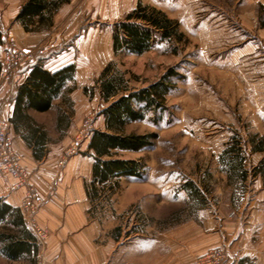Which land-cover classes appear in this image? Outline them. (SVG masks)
Here are the masks:
<instances>
[{
	"label": "rangeland",
	"instance_id": "374dc122",
	"mask_svg": "<svg viewBox=\"0 0 264 264\" xmlns=\"http://www.w3.org/2000/svg\"><path fill=\"white\" fill-rule=\"evenodd\" d=\"M158 2L161 0L152 6L164 12ZM241 2L203 0L195 3L194 11L183 12L181 19L164 12L180 23L182 38L163 41L156 33L151 51L141 55L112 52L113 25L118 19L101 18L95 10L72 9L75 22L71 24L72 18L67 17L32 49L35 63L55 61L58 54H63L60 63L74 60L78 75H82L76 88L80 90L65 95L67 101L57 99L50 111L35 116L47 133L49 147L60 153H64L86 120L93 129L98 125L102 105L97 80L108 64L112 65V73L123 74L135 91L164 77L170 84L165 101L126 129L140 135L157 134L152 146L141 152L116 154L117 158L138 161L140 174L120 177L114 190L105 186L99 200L91 204L90 215L100 225V245L106 246L110 239H115L117 248L134 245L137 254L140 238L173 236L191 222L201 224L215 218H240L242 226L250 217V208L242 206L260 194L258 177L264 182L260 174L254 176V169L264 156L256 164L252 159L256 152L251 148L252 138H264V49L250 55L239 53L243 42L258 35L256 30H244L249 20L243 18H247L249 8H242ZM255 10L252 26H264V8L259 6ZM4 11L0 9V26ZM7 24L10 26L11 21ZM213 25L223 26V31L211 32ZM89 26L95 29L93 38L97 40L93 47L97 55L92 61L85 60V46L79 51L76 44ZM5 35L7 40L8 33ZM6 40L0 50V62ZM43 46L49 48L45 54L40 53ZM57 61L50 67L57 65ZM78 83L86 85L87 91L82 92ZM61 114L64 120L60 121ZM230 148L243 157L246 180L231 176L227 163L222 161V157L227 159L223 155ZM187 182L198 186L202 199L191 197ZM220 227L225 228L223 222ZM118 262L121 264V260Z\"/></svg>",
	"mask_w": 264,
	"mask_h": 264
},
{
	"label": "crops",
	"instance_id": "0c3cea01",
	"mask_svg": "<svg viewBox=\"0 0 264 264\" xmlns=\"http://www.w3.org/2000/svg\"><path fill=\"white\" fill-rule=\"evenodd\" d=\"M27 1L0 0V9L5 10L1 16L0 32L3 43L6 40L5 33H8L7 40L14 38L17 46L28 50L36 47L45 35L65 21L67 17L72 18L70 22L73 24L75 14L71 15L72 9H88L90 12L95 10V13L99 14L101 18L109 19L111 17L119 21L136 9L139 1L142 2V0H71L69 3L63 4L56 12L50 30L26 32L16 17ZM201 1L203 0H161L158 3L163 7L165 13L176 19H181L184 17L183 12L194 11L197 8L195 3ZM142 3L152 6L157 3V0H145ZM240 5L244 9L249 8L245 16L248 19L243 18L249 20V23L244 26V30L246 32L256 30L258 33V35L255 34L254 40L250 37V40H246L242 46L240 45L239 53L250 55L262 47L264 49V26H258L257 23L252 26V16L256 13L255 9L259 6L264 8V0H242ZM9 21H11L10 26L7 24ZM222 27L213 25L211 32L217 31L216 29L222 32ZM94 36L95 29L89 26L86 33L80 35L76 40L79 51H83L82 47L85 46L83 53L86 57L82 55L85 60L92 61L97 55V50H93V47L97 46V40L93 38ZM111 39L112 52L114 53L113 33ZM7 40L4 49L8 44ZM57 41V46H59V40ZM3 45H0V50ZM87 47H91V50L87 51ZM56 52L59 53L60 51ZM62 58L63 54H58L55 61L47 59L38 63L50 72H55L71 64L75 65L76 68L74 60L67 61L65 59L60 63ZM56 61L60 64L50 67L52 62ZM34 64L36 63L23 65L13 78L5 83H0V119L9 121L14 149L21 156L22 163L30 171L32 183L43 199V205L35 215L34 221L39 227L47 229L48 237L43 243H40L28 226L19 208L24 189L15 188L16 181L13 177L0 178V199L12 209L20 211L25 236L21 235L22 232L12 223L10 217L5 222L0 223V233L5 232L2 230L3 227L8 228L9 230L5 233L16 235L15 239L19 238L25 241L29 248V250L13 257L14 253L6 248L10 244L9 239L0 238V264H119L118 261L120 260L121 264H192L196 259L219 246L228 249V260L225 264H264V197H259V195L264 194V182L261 177H258L260 182L257 183L260 186V194L242 206H248L251 210L250 217L242 226H240V218L230 220L207 219L201 224L191 222V225L182 227L183 229L180 228L173 236L163 234L158 238L144 237L138 239L137 254L134 252V245L117 248L115 239H110L106 246L100 245V225L98 220L90 215L92 203L87 191L88 185L93 181L95 163L93 152L89 150L88 143L84 145L81 152L70 157L64 167H60L59 160L63 152L60 153L54 147H49L50 141L48 140L46 156L42 160L36 159L32 148L15 131L11 123L18 88L26 81ZM79 76L82 75H78L76 70L74 82L68 85L69 87L74 86L69 95L80 90V88L76 89ZM79 85L82 92L87 87L78 83V87ZM99 96L102 105L101 111L106 105L100 93ZM99 112L98 125L94 129L104 131L105 118ZM29 113L40 125L35 116L44 113L32 110ZM72 143L73 141L66 148L70 147ZM263 156L264 152L257 151L252 155V159L257 164ZM220 222H223L225 228L220 227ZM255 227H257L256 230H253ZM223 230H225L224 234ZM11 244L14 245V243Z\"/></svg>",
	"mask_w": 264,
	"mask_h": 264
},
{
	"label": "trees",
	"instance_id": "16d2710c",
	"mask_svg": "<svg viewBox=\"0 0 264 264\" xmlns=\"http://www.w3.org/2000/svg\"><path fill=\"white\" fill-rule=\"evenodd\" d=\"M70 1L28 0L21 8L16 20L22 24L26 32L50 30L56 12L63 4ZM179 24L178 21L171 19L158 7L145 5L139 1L136 9L113 25L114 53L117 54L121 51V53L128 52L141 55L149 52L156 42V33H159L163 41L181 39ZM2 44L3 39L0 32V45ZM75 71L76 68L73 64L50 72L41 64L36 63L26 81L18 88L11 123L15 131L32 148L34 156L38 160H42L46 156L47 133L29 112L32 110L45 113L53 108L57 99L65 98L67 101L65 95L74 89V86L69 87L68 85L74 82ZM170 73L171 71L168 74ZM166 78L164 77L163 80L150 87L135 91L128 86L123 74L112 73L111 64H108L101 72L97 84L106 107L99 114L105 118V130L93 129L88 142V148L92 150L95 160L93 181L87 187L88 197L92 205L99 200L100 191L105 186L114 190L120 177H137L140 174L141 165L138 161L117 158L116 154L120 151L141 152L142 149L152 146L158 137L154 133L140 135L126 132V129L129 124L144 119L147 111L155 110L165 101L169 94L170 85ZM61 119L64 120L62 114L59 120L61 121ZM257 140V138L251 139L252 151L264 152V138ZM223 156L227 157L226 160L225 157H222V161L227 163L229 174L246 180L247 171L244 169L243 157H241L240 152L230 148ZM257 174H260L264 179V158L254 169V176ZM186 187L194 200L203 198L198 186L193 182H187ZM9 217L22 232L21 235H24L20 211L12 209L0 199V223L5 222ZM2 230L7 232L9 229L3 227ZM5 232L0 233V238L9 239L10 244L6 248L14 253V255L12 254L13 257L29 250L25 241L19 238L15 239L16 235Z\"/></svg>",
	"mask_w": 264,
	"mask_h": 264
},
{
	"label": "built area",
	"instance_id": "2783aa9c",
	"mask_svg": "<svg viewBox=\"0 0 264 264\" xmlns=\"http://www.w3.org/2000/svg\"><path fill=\"white\" fill-rule=\"evenodd\" d=\"M47 51L49 48L46 46L40 48L41 54H45ZM34 58L33 50L21 49L17 46L14 38H9L8 47L5 48L1 61L0 83H5L12 78L23 65L34 63ZM10 127L7 119H0V178L13 177L16 181L15 188L24 189L19 208L38 241L43 243L48 237V231L39 227L34 221L35 215L43 205V199L32 183L30 171L22 163L21 156L14 149ZM92 132L91 123L86 120L84 127L77 131L72 145L66 148L59 160L60 167H64L68 159L77 154L83 145L89 142ZM227 260L228 249L219 246L196 259L193 264H225Z\"/></svg>",
	"mask_w": 264,
	"mask_h": 264
}]
</instances>
